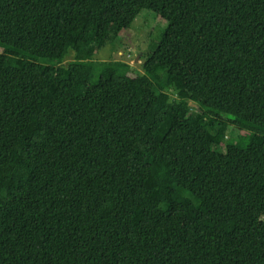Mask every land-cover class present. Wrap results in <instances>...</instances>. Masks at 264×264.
Masks as SVG:
<instances>
[{
    "label": "trees",
    "instance_id": "1",
    "mask_svg": "<svg viewBox=\"0 0 264 264\" xmlns=\"http://www.w3.org/2000/svg\"><path fill=\"white\" fill-rule=\"evenodd\" d=\"M0 264H264V0H0Z\"/></svg>",
    "mask_w": 264,
    "mask_h": 264
},
{
    "label": "rangeland",
    "instance_id": "2",
    "mask_svg": "<svg viewBox=\"0 0 264 264\" xmlns=\"http://www.w3.org/2000/svg\"><path fill=\"white\" fill-rule=\"evenodd\" d=\"M166 27L165 20L150 11H141L128 29L118 35L114 43H106L94 56L95 61H119L130 66L133 75L142 72V53H146L152 41H158ZM68 51L61 65L73 60L74 54ZM71 53V54H70Z\"/></svg>",
    "mask_w": 264,
    "mask_h": 264
}]
</instances>
